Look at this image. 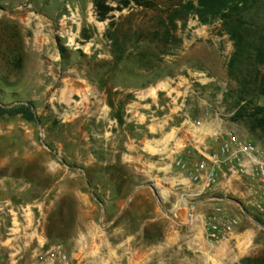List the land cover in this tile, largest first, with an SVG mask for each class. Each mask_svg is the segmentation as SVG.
<instances>
[{
  "label": "rangeland",
  "instance_id": "obj_1",
  "mask_svg": "<svg viewBox=\"0 0 264 264\" xmlns=\"http://www.w3.org/2000/svg\"><path fill=\"white\" fill-rule=\"evenodd\" d=\"M153 1L102 21L93 0H0V101L33 102L40 119L0 117L4 264L57 245L69 264H245L264 254V213L246 185L220 178L199 195L192 178L215 133L264 147L230 120L232 41L188 0Z\"/></svg>",
  "mask_w": 264,
  "mask_h": 264
},
{
  "label": "trees",
  "instance_id": "obj_2",
  "mask_svg": "<svg viewBox=\"0 0 264 264\" xmlns=\"http://www.w3.org/2000/svg\"><path fill=\"white\" fill-rule=\"evenodd\" d=\"M187 8L201 23L218 21L222 31L229 36L233 52L227 66V75L234 83L226 91L225 100L232 114L230 120L245 124L257 139H264V0H188ZM100 20L109 14L128 8L132 4L143 9H155L153 0H121L118 9L108 0H93ZM21 117L27 122H40L33 102L3 104L0 101V117ZM78 169L77 165H69ZM245 264H264V254L247 257Z\"/></svg>",
  "mask_w": 264,
  "mask_h": 264
},
{
  "label": "built area",
  "instance_id": "obj_3",
  "mask_svg": "<svg viewBox=\"0 0 264 264\" xmlns=\"http://www.w3.org/2000/svg\"><path fill=\"white\" fill-rule=\"evenodd\" d=\"M202 160L192 167L193 180L200 183L199 195L219 183L220 178L227 182L242 181L246 185L249 197L256 199L257 206L264 213V147L252 141L242 140L234 131L215 133L209 142H203L202 148L197 149ZM182 168L187 162L181 158ZM1 225V218H0ZM230 229V227H228ZM218 227L213 225L209 237L216 238ZM16 238H13L15 240ZM34 237L33 240H37ZM38 241V240H37ZM9 248L7 241H0V264H4V249ZM22 258L15 257L9 264H18ZM69 256L61 246L49 249L35 250L30 264H69Z\"/></svg>",
  "mask_w": 264,
  "mask_h": 264
},
{
  "label": "water",
  "instance_id": "obj_4",
  "mask_svg": "<svg viewBox=\"0 0 264 264\" xmlns=\"http://www.w3.org/2000/svg\"><path fill=\"white\" fill-rule=\"evenodd\" d=\"M229 201H233V200H229ZM233 202H235V203H238L241 207H242V205H241V203L240 202H237V201H233ZM244 212L246 213V211L244 210Z\"/></svg>",
  "mask_w": 264,
  "mask_h": 264
},
{
  "label": "crops",
  "instance_id": "obj_5",
  "mask_svg": "<svg viewBox=\"0 0 264 264\" xmlns=\"http://www.w3.org/2000/svg\"><path fill=\"white\" fill-rule=\"evenodd\" d=\"M214 131V130H213Z\"/></svg>",
  "mask_w": 264,
  "mask_h": 264
}]
</instances>
